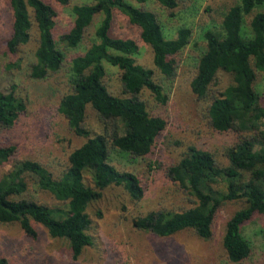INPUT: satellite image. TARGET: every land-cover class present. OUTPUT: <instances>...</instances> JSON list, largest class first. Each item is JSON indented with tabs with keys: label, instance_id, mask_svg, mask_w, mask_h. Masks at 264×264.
I'll list each match as a JSON object with an SVG mask.
<instances>
[{
	"label": "trees",
	"instance_id": "16d2710c",
	"mask_svg": "<svg viewBox=\"0 0 264 264\" xmlns=\"http://www.w3.org/2000/svg\"><path fill=\"white\" fill-rule=\"evenodd\" d=\"M136 1L141 6L128 0H93L72 7L73 25L61 36L69 48H77L86 39L98 15L102 19L95 40L84 53L73 57L71 90L58 106L70 129L87 138L70 153L67 167L56 175L40 161L22 158L17 145H0V165L11 166L0 177V222L17 223L34 238L41 224L53 238L66 239L75 258L93 243L88 232L92 223L88 207L104 189L121 185L133 199L143 198L142 178L118 168L111 157L117 151L135 160L154 150L168 120L162 114L151 113L141 94L148 90L155 101L167 104L168 96L157 72L173 80L181 52L192 37V28L182 26L175 37L167 38L158 15L142 6L146 0ZM157 1L171 10L182 0ZM9 2L13 10L9 49L17 52L28 44L36 28L38 47L31 78L45 79L60 72L66 53L57 42L56 6L47 0ZM56 2L61 6L71 4V0ZM263 9L264 0H239L224 14L221 31L205 30L206 48L190 84L197 98L207 104L210 126L234 138L225 151L229 163H220L208 148L190 146L177 163L167 167V172L193 198V205L177 211L152 210L133 219L136 228L156 236L190 229L210 239L224 203L243 200L244 206L228 219L223 237L227 256L234 263L248 259L253 250L252 242L242 233L243 225L256 214L264 218V92L257 89L258 71L264 72ZM117 11L140 29L141 39L152 48L155 68L137 60L140 45L136 39L111 34ZM248 16H252L250 21ZM106 63L121 70L122 96L112 93L104 81ZM221 71L230 77L223 89L216 87ZM15 88L12 85L8 91L0 90V127L12 128L27 110L26 98ZM88 107L102 122L93 135L86 125ZM31 180L68 208H53L29 196ZM9 262L6 256L0 257V264Z\"/></svg>",
	"mask_w": 264,
	"mask_h": 264
},
{
	"label": "rangeland",
	"instance_id": "374dc122",
	"mask_svg": "<svg viewBox=\"0 0 264 264\" xmlns=\"http://www.w3.org/2000/svg\"><path fill=\"white\" fill-rule=\"evenodd\" d=\"M47 1L58 9L56 37L58 45L65 50L66 62L60 72L45 79H35L31 78L30 70L36 61L37 30L34 29L33 39L28 44L12 52L8 40L13 29V10L9 0H0V90L8 91L15 85L16 93L27 101L26 112L12 128L0 127V145H17L22 158L38 160L57 175L67 167L70 153L87 140L70 129L58 106L62 96L71 90L72 59L84 53L95 40V30L102 15L95 18L86 39L77 48H69L61 36L73 25L72 7L93 0H71L68 6H61L56 0ZM128 1L141 6L136 0ZM237 2L239 0H182L170 10L157 0H146L142 6L158 15L167 38L175 37L182 26L192 28V37L181 52L177 76L169 80L157 72L156 77L168 96L167 104L155 101L148 90L141 94L151 113L162 114L168 120L154 150L135 160L117 151L111 157L118 168L132 171L142 178L143 198L133 199L121 185L104 189L102 196L88 207L92 219L88 232L93 243L77 258L72 255L66 239L53 238L41 224L37 225L39 234L34 238L17 223L0 222V257L6 256L11 264H264V218L260 214L242 227L243 235L253 245L248 259L240 263L230 261L223 245L226 223L244 206L243 200L229 199L224 203L210 239L201 238L190 229L171 236H156L136 228L133 223L136 216L152 210L177 211L193 205V198L167 172V167L177 163L190 146L208 148L220 163H229L225 151L233 144L234 138L232 134L218 132L210 126L206 116L207 104L197 98L190 84L197 72L199 57L206 48L205 30L221 31L224 14ZM251 18L248 16V21ZM111 34L136 39L140 45L137 60L155 68L152 48L141 39L140 29L118 11ZM105 65L104 81L112 93L122 96L120 68L109 63ZM229 82V75L221 71L216 87L223 89ZM257 89L264 92V72L258 71ZM86 125L91 135L102 127L92 107H88ZM10 168V165H0V177ZM88 183L92 184L90 178ZM28 195L53 208H68L51 192L41 189L35 180L30 182Z\"/></svg>",
	"mask_w": 264,
	"mask_h": 264
}]
</instances>
